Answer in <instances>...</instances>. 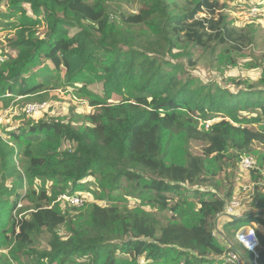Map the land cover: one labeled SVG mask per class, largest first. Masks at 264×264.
Listing matches in <instances>:
<instances>
[{"label": "trees", "instance_id": "1", "mask_svg": "<svg viewBox=\"0 0 264 264\" xmlns=\"http://www.w3.org/2000/svg\"><path fill=\"white\" fill-rule=\"evenodd\" d=\"M129 3L139 4L136 13L122 10ZM229 17L209 0H0V28H14L2 46L9 59L0 66V111L16 98L42 102L76 80L92 109L84 126L25 114L0 133V264H223L236 248L254 264L236 232L243 219L264 225L259 192L243 218L224 216L220 243L218 218L235 191H220L207 159L231 147L237 166L242 153L264 146V86L204 81L190 69L195 49L256 42L258 27ZM183 47L189 60L174 58ZM175 136L182 163L167 160L165 139ZM192 141L204 144L201 154ZM62 195L84 199L86 225L60 207ZM117 198L138 208L112 203Z\"/></svg>", "mask_w": 264, "mask_h": 264}, {"label": "rangeland", "instance_id": "2", "mask_svg": "<svg viewBox=\"0 0 264 264\" xmlns=\"http://www.w3.org/2000/svg\"><path fill=\"white\" fill-rule=\"evenodd\" d=\"M210 3L216 8L217 13L223 11L230 14V20H234V24L239 27L247 26L249 23L258 27L257 40L248 46L243 47L240 50L235 49L230 46V44H220L214 46V48L203 49H193L194 59L198 58L197 65L195 67H190L192 73L197 74L204 81L208 79L217 78L219 81L227 84L228 86H235V82L244 81L247 84H258L259 86H264V0H209ZM252 7L261 8V13L258 19H254V11H251ZM139 9L138 3L123 4L122 10L126 13H136ZM208 13H200L198 17L207 16ZM41 29V28H40ZM148 31L152 28L147 27ZM14 28L8 26L7 28H0V49L7 51L6 47H2L7 44V40L13 35ZM185 48V47H183ZM179 49V48H178ZM175 50L176 54L174 58H184L189 60L186 56V48ZM191 49V47H189ZM62 75V74H61ZM63 76V75H62ZM82 79H78L81 81ZM82 82V81H81ZM81 86V83L74 82V86H60V88L52 89L47 94L48 98L42 102L46 103V108L39 114L35 115L37 118L49 117L61 119L63 121L72 118L78 125L84 126L87 123V116L92 112L91 107L88 102L83 98H80L76 92V88ZM91 88L100 92L102 90V84L96 82L91 85ZM115 98H119L115 96ZM17 103L10 105L8 108H3L0 111V133L3 132L7 126L15 122V126H18L20 122L25 119L24 108L29 102H23V99L16 98ZM32 103V102H30ZM35 103V102H34ZM255 114H251L252 116ZM264 118V115H263ZM27 120V117H26ZM264 120L262 121V123ZM204 128L208 127V123L204 124ZM263 124L255 123L249 126L260 129ZM164 145L167 146V160L182 163L184 160V150H183V140L181 136H175L172 140H166ZM204 144L201 142L192 141L191 150L194 153L201 154ZM254 150V152L242 153L251 156L255 162L258 172L251 170H243L240 165L235 166V158L231 159L233 156V148L229 147L226 151L224 157L218 158L216 155L211 156L207 159V172L212 175L216 180L217 184L221 188L223 194H227L231 189L235 191L232 198L239 199L241 201L239 209L236 210L234 215H244L245 211L254 210V199L259 192L261 204L264 206V146L259 145ZM241 161V159H240ZM258 174L262 177L258 178ZM11 182V181H10ZM8 182V185L10 184ZM246 184H251L253 187L252 192H246L243 190V186ZM24 189H22L23 191ZM20 190V192H22ZM186 196V195H185ZM192 196V195H190ZM189 203H192V197H189ZM90 201V200H89ZM58 204L64 211H69L72 215H75V223L78 226H84L89 221L87 220V204L73 205L63 196L59 197L57 200ZM116 202L118 205L128 206L130 209L138 208L136 201L131 198L126 199H113L112 203ZM99 204H108V201H98ZM25 204V202H21ZM18 206V207H19ZM75 208V209H74ZM84 213V214H83ZM171 215L170 212H168ZM196 213L188 216L187 223L191 224L197 220ZM225 215L221 214L218 218L217 227L214 232V236L220 243L225 244L221 235L218 234V226L221 229L222 222ZM13 217H20L16 211H13ZM261 218H264L262 215ZM6 223V218L0 222V227ZM241 224L249 225V221L243 219ZM257 227L263 226V224L255 223ZM256 227V228H257ZM258 231V229H257ZM68 229L63 227L61 229L62 234H68ZM11 234V232H9ZM39 245L46 247L45 241L41 242ZM174 254V253H173ZM123 255V254H121ZM125 259H132L129 255H123ZM175 256V255H174ZM23 259L21 264H26ZM179 261V262H178ZM181 262V263H180ZM141 264H145L146 261L141 259ZM168 264H185V259H175L168 262ZM224 264V261H223ZM249 264H253L250 262Z\"/></svg>", "mask_w": 264, "mask_h": 264}, {"label": "built area", "instance_id": "3", "mask_svg": "<svg viewBox=\"0 0 264 264\" xmlns=\"http://www.w3.org/2000/svg\"><path fill=\"white\" fill-rule=\"evenodd\" d=\"M251 11H254V19H258L259 15L261 13V8L259 7H252ZM9 59V56L7 55V52L4 53L2 49H0V66L4 64ZM46 108L45 102H32L25 105L24 113L27 116H33L41 113ZM209 124L210 121H207ZM241 168L243 170H251L256 167L255 160L249 156V155H242L241 156ZM243 190L246 192H252L253 187L251 184H246L243 186ZM64 198H66L71 204L73 205H81L84 204V199L81 198L78 195L73 196H67L62 195ZM241 204V201L236 198H231L226 206L224 215L226 216H233L236 213V210L239 209ZM223 215V214H222ZM236 238L237 240L245 247L247 248L253 255V262L254 264H258L257 258L259 255V248L261 247V240L259 238V235L257 233V228L255 224L250 225H244L240 227L236 232ZM222 259V263L224 261V264H245L241 255L238 254L235 250L234 251H228L226 254L220 257Z\"/></svg>", "mask_w": 264, "mask_h": 264}, {"label": "water", "instance_id": "4", "mask_svg": "<svg viewBox=\"0 0 264 264\" xmlns=\"http://www.w3.org/2000/svg\"><path fill=\"white\" fill-rule=\"evenodd\" d=\"M240 218H243V215H241ZM235 251H236L238 254L241 255L242 259L244 260V262H245L246 264H249L247 258L244 256V254L242 253V251H240V250L237 249V248L235 249Z\"/></svg>", "mask_w": 264, "mask_h": 264}, {"label": "crops", "instance_id": "5", "mask_svg": "<svg viewBox=\"0 0 264 264\" xmlns=\"http://www.w3.org/2000/svg\"><path fill=\"white\" fill-rule=\"evenodd\" d=\"M255 226H256V224H255ZM257 229H258V232L261 233L264 236V225L262 226V228L260 226L257 227Z\"/></svg>", "mask_w": 264, "mask_h": 264}, {"label": "bare ground", "instance_id": "6", "mask_svg": "<svg viewBox=\"0 0 264 264\" xmlns=\"http://www.w3.org/2000/svg\"><path fill=\"white\" fill-rule=\"evenodd\" d=\"M244 261V260H243ZM245 263V262H244ZM246 264V263H245Z\"/></svg>", "mask_w": 264, "mask_h": 264}]
</instances>
